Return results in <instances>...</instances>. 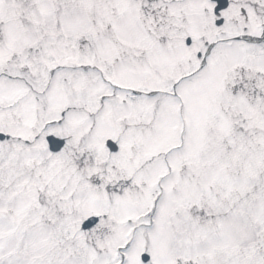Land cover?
I'll list each match as a JSON object with an SVG mask.
<instances>
[{
	"label": "snow or ice",
	"instance_id": "snow-or-ice-1",
	"mask_svg": "<svg viewBox=\"0 0 264 264\" xmlns=\"http://www.w3.org/2000/svg\"><path fill=\"white\" fill-rule=\"evenodd\" d=\"M0 264H264V0H0Z\"/></svg>",
	"mask_w": 264,
	"mask_h": 264
}]
</instances>
